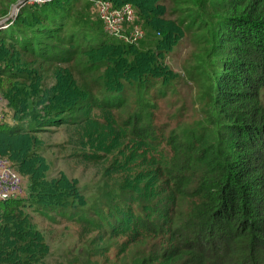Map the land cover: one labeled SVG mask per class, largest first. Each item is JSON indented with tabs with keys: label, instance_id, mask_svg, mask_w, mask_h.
<instances>
[{
	"label": "trees",
	"instance_id": "16d2710c",
	"mask_svg": "<svg viewBox=\"0 0 264 264\" xmlns=\"http://www.w3.org/2000/svg\"><path fill=\"white\" fill-rule=\"evenodd\" d=\"M20 1L0 0L14 119L0 123V154L29 195L0 200V264H264V0H109L133 5L138 44L105 33L90 0L27 1L12 15ZM157 22L192 46L203 110L183 128L156 117L174 83L155 57ZM60 126L99 172L89 196L51 175L39 134ZM33 214L92 235L50 262Z\"/></svg>",
	"mask_w": 264,
	"mask_h": 264
},
{
	"label": "rangeland",
	"instance_id": "374dc122",
	"mask_svg": "<svg viewBox=\"0 0 264 264\" xmlns=\"http://www.w3.org/2000/svg\"><path fill=\"white\" fill-rule=\"evenodd\" d=\"M159 3L166 5L168 0H160ZM14 6L11 7V13H14ZM93 11L95 10L92 7L91 12ZM156 26L158 27L157 32L164 36L165 40L164 48H159L155 57L161 62L166 73H170L174 82L173 88L168 91L163 102L160 100V108L156 112V117L158 121H167L169 128L174 127L177 123L180 128H183L184 125L196 121L203 110L202 104L198 99V85L195 81L196 70L193 63H190L191 55L189 54L192 46L186 36L176 42L175 36H170L161 22H157ZM53 82L54 80L51 78L47 80L49 85H52ZM3 99L5 103L1 106L2 122L10 123L14 120L13 112L4 97ZM66 129L67 127L65 126L52 127V129L50 128L39 134V137L45 143L43 154L51 164V175L57 176V172L61 171L66 173L69 178L77 179L79 185L86 189L84 192L89 196L97 190L99 172L97 176V170L91 162L73 157V147L69 141L70 132L66 131ZM2 156L6 157L5 155ZM13 169L19 174L17 169ZM19 175L22 176L21 174ZM26 179V177H23L25 195L29 193ZM31 218L36 226L45 233L46 242L52 248L53 256L50 258V262H53L57 256H61V261H67L82 246L83 242L92 235L80 223L67 220L64 217L56 218L53 221L47 217L33 214ZM116 254L117 244L114 243L106 256L114 259Z\"/></svg>",
	"mask_w": 264,
	"mask_h": 264
},
{
	"label": "built area",
	"instance_id": "2783aa9c",
	"mask_svg": "<svg viewBox=\"0 0 264 264\" xmlns=\"http://www.w3.org/2000/svg\"><path fill=\"white\" fill-rule=\"evenodd\" d=\"M51 0H30V3H46ZM95 8L96 16L102 23L105 33L109 36L123 39L131 44H138L144 37L143 27L136 23V13L131 3H125L121 7H115L109 0H90ZM19 8L14 9L12 15H16ZM4 99L0 91V123L2 122V105ZM25 186L23 177L11 166L7 157L0 154V200L24 197Z\"/></svg>",
	"mask_w": 264,
	"mask_h": 264
},
{
	"label": "water",
	"instance_id": "95a60500",
	"mask_svg": "<svg viewBox=\"0 0 264 264\" xmlns=\"http://www.w3.org/2000/svg\"><path fill=\"white\" fill-rule=\"evenodd\" d=\"M27 1H30V0H22V1H20L18 4H16V5L14 6V9L19 8L20 5L25 4ZM1 23H2V21L0 22V25H1Z\"/></svg>",
	"mask_w": 264,
	"mask_h": 264
},
{
	"label": "clouds",
	"instance_id": "9594fccd",
	"mask_svg": "<svg viewBox=\"0 0 264 264\" xmlns=\"http://www.w3.org/2000/svg\"><path fill=\"white\" fill-rule=\"evenodd\" d=\"M13 14V13H12Z\"/></svg>",
	"mask_w": 264,
	"mask_h": 264
}]
</instances>
